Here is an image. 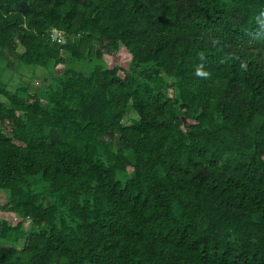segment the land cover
<instances>
[{
	"label": "trees",
	"instance_id": "obj_1",
	"mask_svg": "<svg viewBox=\"0 0 264 264\" xmlns=\"http://www.w3.org/2000/svg\"><path fill=\"white\" fill-rule=\"evenodd\" d=\"M0 64V264H264V0H0Z\"/></svg>",
	"mask_w": 264,
	"mask_h": 264
},
{
	"label": "rangeland",
	"instance_id": "obj_2",
	"mask_svg": "<svg viewBox=\"0 0 264 264\" xmlns=\"http://www.w3.org/2000/svg\"><path fill=\"white\" fill-rule=\"evenodd\" d=\"M105 58L109 64V66H114V65H122V66H125L127 64V62L129 61V58H130V54L129 52L126 50V48H124V46L120 45V47L118 48L117 51L111 53V54H108L106 53L105 54ZM2 64H0L1 66ZM61 65H59L58 67H60ZM11 74V71L7 70L5 71V74L4 76H2V80H5V77L7 75H10ZM17 75V74H16ZM14 75L13 79L14 81L17 79V76ZM24 79H27L28 77V74L27 73H24V75L22 76ZM33 84L35 85H38L39 82H40V78L38 77H34V79L32 80ZM1 195H0V200H1ZM0 216L5 218V219H8L11 221V223H15L18 221V217H16L15 215H13L12 213H9V212H6V211H0ZM27 224V222H26Z\"/></svg>",
	"mask_w": 264,
	"mask_h": 264
},
{
	"label": "built area",
	"instance_id": "obj_3",
	"mask_svg": "<svg viewBox=\"0 0 264 264\" xmlns=\"http://www.w3.org/2000/svg\"><path fill=\"white\" fill-rule=\"evenodd\" d=\"M53 36H54V37H57L58 40H59V39H60V32L57 31L56 29H53Z\"/></svg>",
	"mask_w": 264,
	"mask_h": 264
}]
</instances>
